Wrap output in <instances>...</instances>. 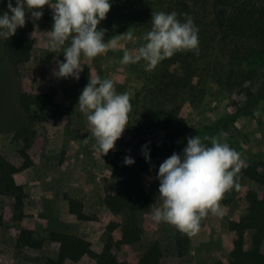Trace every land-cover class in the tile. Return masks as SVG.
<instances>
[{"label": "rangeland", "instance_id": "rangeland-1", "mask_svg": "<svg viewBox=\"0 0 264 264\" xmlns=\"http://www.w3.org/2000/svg\"><path fill=\"white\" fill-rule=\"evenodd\" d=\"M145 1L149 2L146 17L151 20L152 13L159 9L155 0ZM111 3L106 19L98 28L107 30L105 40L117 38L116 49L95 58L81 56V61L92 62L96 75L112 79L118 93L127 92L130 96L132 108L127 127L115 149L104 156L93 149L95 139L78 105L82 90L75 84L76 80L53 76L55 61H63L68 43L56 53L50 52L52 10L45 5L43 16L35 22L29 19L30 13H26L25 26L34 28V45L29 60L19 65L17 71L7 60L6 41L0 39V154L15 164L20 162L17 150L22 143L13 138L14 130L25 119L17 100L18 88L54 91L58 103L67 110L61 116H47L37 125L29 149L33 164L14 176L24 188L26 216L13 220L11 199L0 195V264H48L58 253L57 246L47 239L50 231L75 234L91 241L93 248L98 249L107 236L106 223L112 218L101 200L117 192L134 196L139 187L149 183L136 167L141 156L139 147L145 145L141 143L143 139L149 141L146 144L150 147L151 162L147 164L152 171H158L159 165L173 152L181 153L188 137L198 135L228 143L244 161L242 168L250 167L264 176V51L257 55L259 51L253 53V49L258 50L254 42L240 40L236 53L227 46L211 47V52L202 50L199 57L191 52L188 56L177 52L151 71L145 70L144 61L123 64L124 50L145 43L143 37L151 26L140 30L131 19L125 28V3L115 0ZM126 31L134 34V41L118 38ZM225 49L223 53L221 50ZM209 59L211 66L216 65L218 70L197 68L204 77L202 81L178 77L182 76V70L176 67L181 61L184 60L182 65L187 62L196 66L198 61ZM226 79L235 82L230 90L224 84ZM248 90L252 95H247ZM167 121L169 134L161 132ZM206 143L210 146V142ZM127 155L135 160L131 166L123 163ZM237 177L239 187H235L240 194L247 190L264 191V185L243 172ZM230 196L229 190L224 193L219 213L209 212L202 218L200 231L189 236L188 249L182 257L175 253L174 226L154 222L152 209L139 215L143 229L140 239L123 247L121 253L134 261L150 244L157 242L163 253V264H200L210 257L209 261L216 259V255L223 252L219 245L217 249L203 252L206 246L200 244L222 241L220 237L228 229V221L245 214V206L239 205L238 196L224 202ZM67 198L80 200L89 219L79 220L71 214ZM161 203L158 197L154 206L159 207ZM21 228L31 229L33 237L42 242L41 246L18 245ZM226 239L231 241V233Z\"/></svg>", "mask_w": 264, "mask_h": 264}, {"label": "trees", "instance_id": "trees-1", "mask_svg": "<svg viewBox=\"0 0 264 264\" xmlns=\"http://www.w3.org/2000/svg\"><path fill=\"white\" fill-rule=\"evenodd\" d=\"M125 3V28L131 21H136V26L144 28L151 26V20L146 16L149 2L145 0H115ZM8 0L0 3V11H7ZM160 11L178 14V19L184 20V15L191 16L196 27L199 29V54L211 47L227 46L231 52H238L237 45L240 40L254 42L258 50L253 49L257 55L264 51V0H155ZM13 6L15 2L13 0ZM130 19V20H129ZM34 45V28L32 25L18 28L16 34L6 40L7 60L12 68L17 71L19 65L29 60ZM231 47V49L229 48ZM225 50H221L223 53ZM192 51H181L182 55L188 56ZM230 52V53H231ZM255 55V54H254ZM198 56V55H197ZM199 57V56H198ZM230 57H233L231 55ZM196 61V60H195ZM181 61L176 69H181L182 76L191 77L194 80L202 81L204 78L197 68L217 71L212 67L210 59L204 62L187 63L182 65ZM235 62V61H234ZM216 64L217 61H215ZM83 70L80 79L75 84L82 90L89 79L95 78L96 72L89 59L81 61ZM229 68V67H228ZM225 81L228 90L235 86L234 81ZM196 82V81H195ZM222 84L224 87L225 85ZM191 85V84H190ZM190 90L193 86L191 85ZM222 88V87H220ZM247 95H252L248 90ZM17 100L20 108L25 113L22 122L13 133V138L22 143L17 150L20 162L15 164L0 154V195L11 199L13 220H22L24 213V188L15 181V174L28 169L32 164L29 149L36 135L37 125L47 116H61L67 110L58 103L54 91H31L26 88H18ZM169 121L162 125L163 133L168 130ZM167 134H169L167 132ZM141 143H149L142 140ZM139 151L136 167L145 174L149 183L139 187L134 196H127L121 192L107 194L101 204L104 206L111 219L106 223L107 236L98 249L93 248L91 241L75 234L50 231L47 239L55 244L58 249L56 258L49 259L48 264H163V253L157 242L147 247L142 256L134 261L121 253V249L138 241L142 234V227L139 215L149 212L159 196V181L156 179L158 171L149 169L145 158ZM248 178L264 185V176L256 170L247 167L241 168ZM239 172V173H240ZM238 174V173H237ZM231 196L224 202H229L238 196V203L245 206V214L236 216L228 221V230L231 233L230 249L225 259H219L211 264H264V254L260 251V244L264 238V191L256 193L247 190L240 194L239 189L233 186L229 190ZM69 212L79 220H87L89 216L83 212L82 202L76 198H67ZM174 247L177 257H182L189 245V235L178 231L175 227ZM251 231L252 246L249 248L244 240V232ZM18 245H25L32 248H39L41 241L33 237L29 228H21L17 237Z\"/></svg>", "mask_w": 264, "mask_h": 264}, {"label": "clouds", "instance_id": "clouds-1", "mask_svg": "<svg viewBox=\"0 0 264 264\" xmlns=\"http://www.w3.org/2000/svg\"><path fill=\"white\" fill-rule=\"evenodd\" d=\"M8 0L7 11H0V39L8 40L18 28L25 26L26 13L33 22L43 16L47 5L52 10L53 24L49 30L50 52L68 43L63 61L56 60L52 70L56 78L80 79L83 70L81 56L95 58L117 47V38L105 40L106 29L98 28L106 19L111 0ZM3 3V0H0ZM178 19L175 11L152 13L151 30L143 37L138 48L124 50L121 63L136 64L144 61L146 71L154 70L164 59L177 52L199 54V29L187 14ZM118 38L134 41V34L126 31ZM81 112L85 113L92 137L93 149L106 155L115 149L128 124L132 105L127 92L118 93L114 81L96 76L82 89L78 97ZM87 142V141H86ZM210 142V146L209 143ZM145 161L150 163V147L141 148ZM123 163L131 166L135 160L125 156ZM244 165L240 154L216 137L196 135L187 138L181 153L173 152L158 169V193L162 201L152 208L156 223H167L178 231L193 236L200 231L201 220L209 212L221 210L224 193L239 187L237 173Z\"/></svg>", "mask_w": 264, "mask_h": 264}, {"label": "crops", "instance_id": "crops-1", "mask_svg": "<svg viewBox=\"0 0 264 264\" xmlns=\"http://www.w3.org/2000/svg\"><path fill=\"white\" fill-rule=\"evenodd\" d=\"M224 231L225 232H222V233H224V235L221 234V237H220V239H222V241L219 240V239H217V242H214L213 244H210V243H208L207 245L200 244L202 247L203 246H206V249H203L202 250L203 252H207V251L210 252L213 249H217L218 248V245L223 250V252H219L218 253L219 255H216V257H217L216 259H213V260L209 261V259H211V257H210L209 259L201 260L199 262L200 264H205V263L206 264H211L215 260H217V259H223V258H225L227 256V253H228V251L230 249V241H229V239H226V238H228V234H230V232H229L228 229H225ZM225 235H227V236L225 237ZM244 240H245V243L247 244V246L249 248H251L252 242H251V231L250 230H246L244 232ZM208 245H210V246H208ZM211 245L213 247H211ZM260 251L264 254V238L262 239L261 244H260Z\"/></svg>", "mask_w": 264, "mask_h": 264}]
</instances>
